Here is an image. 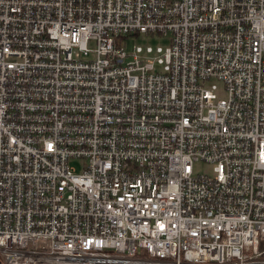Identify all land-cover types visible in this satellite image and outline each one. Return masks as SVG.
<instances>
[{"label": "built area", "instance_id": "1", "mask_svg": "<svg viewBox=\"0 0 264 264\" xmlns=\"http://www.w3.org/2000/svg\"><path fill=\"white\" fill-rule=\"evenodd\" d=\"M0 264H264V0H0Z\"/></svg>", "mask_w": 264, "mask_h": 264}, {"label": "rangeland", "instance_id": "2", "mask_svg": "<svg viewBox=\"0 0 264 264\" xmlns=\"http://www.w3.org/2000/svg\"><path fill=\"white\" fill-rule=\"evenodd\" d=\"M169 41H170L169 36L167 35H162L158 33H136L127 36L125 38L123 47L127 53H132L134 47H141L144 52L147 47H151L153 50L152 55H154L156 48L158 47H161L163 49L166 48L167 45L169 44ZM87 47L89 49H93L94 43L90 41L87 44ZM209 83L216 84L217 85L216 94L220 98H224L225 91L222 83L214 79H212ZM69 166L71 168H74L75 172H80L82 169V162L79 159H70ZM212 168H213L212 164L206 163L204 161L195 162L193 165V170L195 174H206L208 176H212L213 174Z\"/></svg>", "mask_w": 264, "mask_h": 264}]
</instances>
